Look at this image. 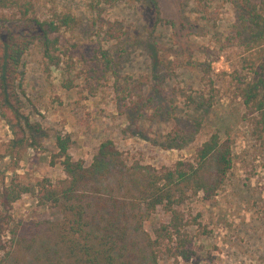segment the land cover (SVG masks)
<instances>
[{"label":"rangeland","instance_id":"1","mask_svg":"<svg viewBox=\"0 0 264 264\" xmlns=\"http://www.w3.org/2000/svg\"><path fill=\"white\" fill-rule=\"evenodd\" d=\"M22 1L41 19L60 21L70 14L74 21L54 34L59 41L52 50L60 56L59 65L48 61L37 41L14 66L3 69L0 63V189L17 185L18 195L7 208L0 198V214L5 213L0 258L13 251L33 263L40 242L26 254L16 247L18 237L11 240L12 228L18 224L22 235L41 226L42 233L61 218L57 207L38 203L32 192L22 190L43 177L65 176L60 159L53 156L58 135L71 134L68 152L86 164L102 141L112 139L127 167L158 170L193 160L196 148L217 133L233 142V167L211 199L199 191L178 206L194 236V256L186 261L163 249L160 264H264V145L253 136L241 100L229 89L237 69L242 78L248 75L239 61L242 50L230 43L237 19L234 4L219 2L218 19L206 26L191 6H184L185 0H160L162 21L150 36L147 26L153 17L147 3L121 0L95 8L91 0ZM260 5L264 15V0ZM10 18L7 10L0 12L3 42L14 34ZM261 43L264 52V37ZM101 46L113 56L114 68L106 74ZM154 48L179 65L158 69ZM202 60L211 62L207 75L220 85L211 105L205 101L213 91L203 79ZM156 81L164 92L157 91ZM170 215L158 207L145 229L153 233ZM7 216L12 222L7 223ZM0 264L18 263L7 257Z\"/></svg>","mask_w":264,"mask_h":264},{"label":"trees","instance_id":"2","mask_svg":"<svg viewBox=\"0 0 264 264\" xmlns=\"http://www.w3.org/2000/svg\"><path fill=\"white\" fill-rule=\"evenodd\" d=\"M118 1L121 0H91L95 8L102 2L115 4ZM134 1L149 4L153 20L147 26V32L155 36L162 21L160 0ZM223 1L185 0L184 6H191V11L196 12L207 26L218 19L222 5L219 2ZM229 1L237 12L235 33L230 43L242 50L239 61L248 70V75L242 78L241 70L237 69L236 81L230 83L229 89L241 100L245 108L244 118L248 120L253 136L264 145V62L259 63L264 58L261 49L264 15L260 5L263 0ZM5 10L14 20L13 28H9L14 34L6 42L0 38L3 69L14 66L24 49L36 41L43 46L48 61L59 65L60 56L52 50L59 41L54 34L59 33L63 25L74 21V17L68 14L60 21L41 19L35 12L30 13V7L22 0H0V12ZM3 16L7 15L3 13ZM189 17L185 9V20ZM154 50L152 56L161 71L173 70L179 65L171 57L159 55ZM99 51L105 65L103 73L106 74L114 68L113 56L109 48L101 46ZM210 63L208 60L199 62L203 79L213 91L205 98L208 105H211L215 91L220 89L215 79L207 75ZM3 72L7 77L8 74ZM156 86L158 92L165 91L159 81ZM155 99L154 95L150 101ZM71 144L70 133L56 137L58 150L53 156L60 159L64 177L56 180L43 177L22 187L24 192H32L38 203L57 207L61 218L51 222L42 233L39 226L20 235L17 233L20 226L15 224L11 240L18 237L16 247L27 254L40 242V251L33 263L23 262L25 257H18L13 251L2 256L0 263L12 257L18 264H160L163 249L186 261L194 256V236L187 230L186 215L178 206L199 191H203L204 198L209 200L223 186L235 159L230 137L222 140L217 133L211 134L196 148L193 160H179L171 167L158 170L127 167L112 139L101 142L90 164L69 154ZM16 187L3 186L0 189L1 203L5 208L16 200ZM158 207L170 212V218L149 233L145 221ZM1 213L0 220L5 214ZM7 217V223L12 222L11 216ZM3 232L4 227L0 226V233Z\"/></svg>","mask_w":264,"mask_h":264}]
</instances>
